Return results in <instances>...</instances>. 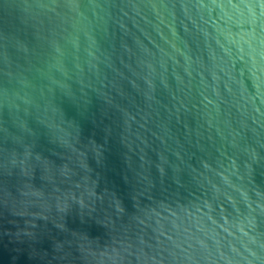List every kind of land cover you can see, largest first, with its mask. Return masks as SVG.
<instances>
[{
	"label": "water",
	"instance_id": "water-1",
	"mask_svg": "<svg viewBox=\"0 0 264 264\" xmlns=\"http://www.w3.org/2000/svg\"><path fill=\"white\" fill-rule=\"evenodd\" d=\"M0 264H264V0H0Z\"/></svg>",
	"mask_w": 264,
	"mask_h": 264
}]
</instances>
